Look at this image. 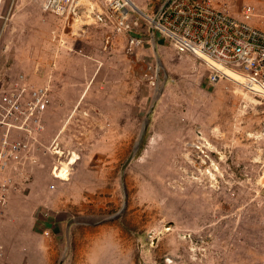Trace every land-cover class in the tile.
<instances>
[{"label": "rangeland", "instance_id": "1", "mask_svg": "<svg viewBox=\"0 0 264 264\" xmlns=\"http://www.w3.org/2000/svg\"><path fill=\"white\" fill-rule=\"evenodd\" d=\"M11 1L0 84L29 75L35 55L52 102L41 161L0 222V264H264V100L210 85L161 38L129 52L100 25L73 37L38 1L12 20ZM211 2L264 30V0ZM162 3L137 0L151 15Z\"/></svg>", "mask_w": 264, "mask_h": 264}, {"label": "built area", "instance_id": "2", "mask_svg": "<svg viewBox=\"0 0 264 264\" xmlns=\"http://www.w3.org/2000/svg\"><path fill=\"white\" fill-rule=\"evenodd\" d=\"M42 10L64 19V30L73 37L85 36L92 25L111 30L108 46L111 34L125 36L129 52L142 47L145 36L151 43L153 33L179 55L205 65L210 85L232 81V72L247 93L264 100V30L214 7L211 0H163L155 15L141 10L137 0H43ZM253 11L245 7L243 14ZM43 69L37 62L33 74L42 79ZM51 102L50 85L35 84L31 75L0 84V222L16 186L28 182L41 161ZM56 148L60 150L55 142ZM2 249L0 235V253Z\"/></svg>", "mask_w": 264, "mask_h": 264}, {"label": "crops", "instance_id": "3", "mask_svg": "<svg viewBox=\"0 0 264 264\" xmlns=\"http://www.w3.org/2000/svg\"><path fill=\"white\" fill-rule=\"evenodd\" d=\"M21 1L22 0H19V2H18V0H12L11 2H12V4H11V8H10V10H6V13L8 12V14H9V16L12 18V20H14V18H17V17H19V14L21 13V12H24V10H28V7L30 6V4H32V3H34V2H36V1H38L40 4H42L43 3V0H29V2H27L25 5H22V6H24V8L21 10V7H20V3H21ZM44 12V11H43ZM30 17V16H29ZM12 20H11V22H12ZM10 26H12V25H10ZM14 27V26H13ZM14 28H17V27H14ZM13 28V30H14V32L15 31H18V30H15ZM32 29H33V27H32ZM37 43V45H39V43H40V41H38V42H36ZM150 45H151V47H152V49L154 48L153 47V43H150ZM143 47V46H142ZM25 61H27L26 62V67L27 66H29V64L31 65V67H30V70L28 71V73H29V75H31V80L32 81H36V82H40L42 79H40L39 77H37V76H35L34 74H32L33 73V71H34V68H35V66H36V64H37V58L35 57V55H32V56H27L26 57V59H25ZM41 63V62H40ZM22 72H25V70L24 69H22ZM27 73V74H28ZM38 80V81H37Z\"/></svg>", "mask_w": 264, "mask_h": 264}, {"label": "water", "instance_id": "4", "mask_svg": "<svg viewBox=\"0 0 264 264\" xmlns=\"http://www.w3.org/2000/svg\"><path fill=\"white\" fill-rule=\"evenodd\" d=\"M168 3V2H167ZM166 3V4H167ZM151 38H152V43H153V47H154V49H155V47H156V41H155V37H154V34L152 33L151 34ZM156 104V103H155ZM155 104L151 107V111H150V113L148 114V116H147V119L149 120V118H150V115H151V113L153 112V110H154V106H155ZM148 124L145 126V128H144V132H146L147 130H148ZM136 152H137V149H135V151L131 154V156L129 157V159L127 160V162L124 164V166H123V169H122V173H124L125 172V170H126V168L128 167V165L133 161V159H134V157H135V155H136ZM124 178V177H123Z\"/></svg>", "mask_w": 264, "mask_h": 264}, {"label": "bare ground", "instance_id": "5", "mask_svg": "<svg viewBox=\"0 0 264 264\" xmlns=\"http://www.w3.org/2000/svg\"><path fill=\"white\" fill-rule=\"evenodd\" d=\"M228 74H229V77H231V80H232L234 83H236L237 85L240 86L241 78H240L237 74L232 73V72H228Z\"/></svg>", "mask_w": 264, "mask_h": 264}, {"label": "clouds", "instance_id": "6", "mask_svg": "<svg viewBox=\"0 0 264 264\" xmlns=\"http://www.w3.org/2000/svg\"><path fill=\"white\" fill-rule=\"evenodd\" d=\"M155 41H156V38H155ZM152 43V42H151Z\"/></svg>", "mask_w": 264, "mask_h": 264}]
</instances>
